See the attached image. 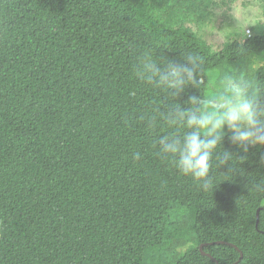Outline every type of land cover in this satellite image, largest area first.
I'll use <instances>...</instances> for the list:
<instances>
[{"label": "trees", "instance_id": "obj_1", "mask_svg": "<svg viewBox=\"0 0 264 264\" xmlns=\"http://www.w3.org/2000/svg\"><path fill=\"white\" fill-rule=\"evenodd\" d=\"M212 5L0 0V264H264V194L244 187L264 175V146L245 153L225 128L238 169L201 191L158 155L169 130L142 120L158 95L131 76L149 45L181 64L199 51L208 79L177 97L186 107L260 68L264 28L218 51L198 38ZM254 79L264 90V67Z\"/></svg>", "mask_w": 264, "mask_h": 264}, {"label": "clouds", "instance_id": "obj_2", "mask_svg": "<svg viewBox=\"0 0 264 264\" xmlns=\"http://www.w3.org/2000/svg\"><path fill=\"white\" fill-rule=\"evenodd\" d=\"M155 48L149 45L137 51L131 68L132 78L158 95L142 120L149 132L160 126L169 130L154 141L158 155L201 191L213 193L221 183V168L228 169L223 175L238 169V158L221 146L225 128L232 144L245 153L249 146H264V90L254 79L264 61L255 57L260 68L253 71L249 65L243 74L224 76L214 95L205 96L202 90L182 107L177 97L189 86L205 84L206 60L199 51H186L184 63H176L157 56ZM133 158L140 160V153ZM244 187L249 193L264 194V175L250 176Z\"/></svg>", "mask_w": 264, "mask_h": 264}, {"label": "rangeland", "instance_id": "obj_3", "mask_svg": "<svg viewBox=\"0 0 264 264\" xmlns=\"http://www.w3.org/2000/svg\"><path fill=\"white\" fill-rule=\"evenodd\" d=\"M212 1L208 17L197 29V36L213 51L249 35L248 30L250 34L252 30L259 34L264 28V0H232L226 5L222 4L223 0Z\"/></svg>", "mask_w": 264, "mask_h": 264}, {"label": "water", "instance_id": "obj_4", "mask_svg": "<svg viewBox=\"0 0 264 264\" xmlns=\"http://www.w3.org/2000/svg\"><path fill=\"white\" fill-rule=\"evenodd\" d=\"M258 222H259V211L257 212V222H256V227H257V225H258ZM213 244H214V243H211L210 245H213ZM215 244H221V242H216ZM205 246H206V245H201L200 248H199V250H200V252L202 253V255L207 256L208 258H210V259H212L214 262H216L215 259H213L209 254H207V253H205V252L203 251V248H204ZM236 249H237V248H236ZM242 258H243V254L240 252V257H239L238 261H237L236 263H234V264H238V263L242 260ZM216 264H218V263L216 262Z\"/></svg>", "mask_w": 264, "mask_h": 264}, {"label": "built area", "instance_id": "obj_5", "mask_svg": "<svg viewBox=\"0 0 264 264\" xmlns=\"http://www.w3.org/2000/svg\"><path fill=\"white\" fill-rule=\"evenodd\" d=\"M248 34H250V32L248 31Z\"/></svg>", "mask_w": 264, "mask_h": 264}]
</instances>
